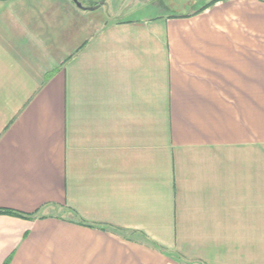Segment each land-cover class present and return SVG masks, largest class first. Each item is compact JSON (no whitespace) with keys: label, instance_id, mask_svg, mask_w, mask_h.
I'll return each mask as SVG.
<instances>
[{"label":"crops","instance_id":"0c3cea01","mask_svg":"<svg viewBox=\"0 0 264 264\" xmlns=\"http://www.w3.org/2000/svg\"><path fill=\"white\" fill-rule=\"evenodd\" d=\"M78 1L0 0V264H264V0Z\"/></svg>","mask_w":264,"mask_h":264},{"label":"rangeland","instance_id":"374dc122","mask_svg":"<svg viewBox=\"0 0 264 264\" xmlns=\"http://www.w3.org/2000/svg\"><path fill=\"white\" fill-rule=\"evenodd\" d=\"M82 3H84V5H86L88 2V0H81ZM100 2V0H99ZM182 2L183 0H152L150 2V4H159V3H162L165 5V7H162L161 10H163L164 12L167 11V12H179V11H183L182 10ZM105 3H107V1H105ZM84 8H89L90 6H83ZM147 10V11H146ZM144 10L143 12H146V13H150L148 10L149 9H146Z\"/></svg>","mask_w":264,"mask_h":264},{"label":"water","instance_id":"95a60500","mask_svg":"<svg viewBox=\"0 0 264 264\" xmlns=\"http://www.w3.org/2000/svg\"><path fill=\"white\" fill-rule=\"evenodd\" d=\"M4 1V0H2ZM106 0H100L99 4L98 5H106L105 3ZM72 2L78 7V8H82V5L80 4V2L78 0H72ZM89 9H93V8H89Z\"/></svg>","mask_w":264,"mask_h":264},{"label":"trees","instance_id":"16d2710c","mask_svg":"<svg viewBox=\"0 0 264 264\" xmlns=\"http://www.w3.org/2000/svg\"><path fill=\"white\" fill-rule=\"evenodd\" d=\"M0 213H3V214H15V215H17L16 213L11 212V211H8V210H0Z\"/></svg>","mask_w":264,"mask_h":264}]
</instances>
